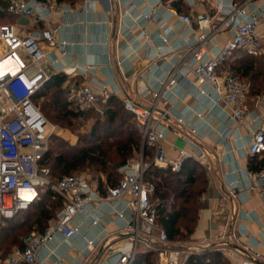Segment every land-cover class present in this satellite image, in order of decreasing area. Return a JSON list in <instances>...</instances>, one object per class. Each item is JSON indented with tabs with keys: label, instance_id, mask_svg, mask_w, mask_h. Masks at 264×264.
Instances as JSON below:
<instances>
[{
	"label": "built area",
	"instance_id": "1",
	"mask_svg": "<svg viewBox=\"0 0 264 264\" xmlns=\"http://www.w3.org/2000/svg\"><path fill=\"white\" fill-rule=\"evenodd\" d=\"M206 1L214 4L211 12L180 13L175 7H168L185 28L196 34L187 47L193 62L190 64L183 58L172 66L161 79L160 87L153 90L150 107L131 97L123 98L124 107L134 115L142 130L143 146L153 148L154 154L152 161H147L142 151L139 158L121 166L119 182L103 193L94 181L82 174L65 175L58 182H53L51 169L43 160L56 126L41 111L34 97L54 74L63 73L66 78L62 88L67 101L81 110L98 109L97 104L105 102L108 97L105 86L95 87L76 79L77 75L87 77L91 66L80 67L77 63L65 61L70 54L71 43L59 37L57 28L49 25L26 32L13 22L0 23V222L13 218L38 201L45 189H51L64 200L63 207L46 229L26 235L23 246L15 247L5 258L0 257V264H38L39 250L54 238L56 232L65 239H71L80 232L82 222L75 223V217H89L91 225L100 223L101 215L94 209L90 210L89 204L120 202L121 206L113 207L111 212L125 217L123 229L127 242L114 246L108 236L98 242L90 239L87 245L90 252L103 242L107 257H114L109 264H133L140 246H143L145 250L158 252L156 264L187 263L198 247L171 245L166 230L157 223V208L151 198L154 185L146 181L145 173L153 163L179 171L183 161L191 156L207 164L208 152L190 141L193 153L181 149L178 158L167 157L163 141L170 125L157 110V100L164 91L176 86L183 76L189 84L200 82L210 86L216 94V102L228 110V116L243 123L249 112L246 86L236 73L221 67L238 50L253 56L264 53L263 36L257 32L258 25L264 22V8L260 12H249L247 7L253 0ZM199 4L196 0L191 2L192 8ZM158 6H162L161 0L144 11L142 18L151 20ZM5 10L14 16L37 20L73 11L68 3L57 0H9ZM220 15H225V18L221 20ZM65 24L70 22L66 20ZM223 26L230 28L231 37L224 47L212 52L209 44L223 32ZM134 27H141L140 22H134L131 32ZM142 36L149 38L146 32ZM164 39L167 38L164 36ZM201 91L206 92L205 89ZM100 111L103 113L104 109ZM178 121L183 122V118ZM229 133L230 130L224 136ZM247 152L249 156L264 152L263 119L256 123L251 133ZM248 174L254 179L264 202V168L256 172L249 170ZM29 192L34 193L29 196ZM237 239L236 231L223 234L220 248L227 249V254L238 264H264V251H259L250 239L243 245H239Z\"/></svg>",
	"mask_w": 264,
	"mask_h": 264
},
{
	"label": "crops",
	"instance_id": "2",
	"mask_svg": "<svg viewBox=\"0 0 264 264\" xmlns=\"http://www.w3.org/2000/svg\"><path fill=\"white\" fill-rule=\"evenodd\" d=\"M161 1L162 6L156 8L154 17L148 21L142 18V14L159 0H77L75 3L65 2L73 9L71 13L55 14L44 20L13 15L12 22L26 32L49 25L57 28L59 37L71 43L70 54L65 61L77 63L80 67L91 66L87 77L76 76L78 81H87L95 87L105 86L108 96L121 101L131 97L150 107L153 90L160 87L161 79L172 66L183 58L190 64L193 62L187 47L196 34L185 28L168 7H175L180 13H200L211 12L214 5L206 0H196L200 4L192 8L193 0ZM263 8L264 0H253L247 10L260 12ZM224 18L225 15H220L221 20ZM66 20L70 22L69 25L65 24ZM135 21H139L141 27H134L131 32ZM143 32L149 35L148 39L142 36ZM257 32L263 36L264 47V22L258 25ZM231 34L230 28L223 26V32L209 44L211 51L216 52L224 47ZM260 56L264 59V53L253 56L238 50L221 68L235 72L245 67L246 59ZM241 80L246 86L249 109L243 123L228 116V110L216 102V94L210 86L200 82L189 84L183 76L176 86L164 91L156 103L165 123L170 125L163 141L169 159L178 158L181 149L193 153L190 141L208 152L207 164L190 157L203 166L209 185L199 198L202 207L197 228L191 241L184 245L197 246L195 252L217 247L233 264H238L237 260L227 254V249L220 248L222 235L229 231L237 232L239 245L250 239L259 251H264V202L254 179L248 174L250 156L247 152L256 123L264 120V90L256 93L252 89L251 78L242 77ZM254 82L256 86L264 85V76L263 81L257 78ZM201 89L206 92L203 93ZM179 118H183V122H179ZM228 130L230 133L225 137ZM119 206L121 202L96 206L89 204L90 210L94 209L101 215L100 223L91 225L89 217H75V223L82 222L80 232L71 239H65L56 232L54 238L39 250L38 264L112 262L114 257H107L103 242L98 243L91 252L87 245L90 239L98 242L104 236H108L114 246L127 242L123 229L125 217L111 212L113 207ZM171 245L183 244L171 241ZM143 251L146 250L140 246L138 252Z\"/></svg>",
	"mask_w": 264,
	"mask_h": 264
},
{
	"label": "trees",
	"instance_id": "3",
	"mask_svg": "<svg viewBox=\"0 0 264 264\" xmlns=\"http://www.w3.org/2000/svg\"><path fill=\"white\" fill-rule=\"evenodd\" d=\"M57 1L75 3L77 0ZM8 3L9 0H0V23L13 21V15L5 10ZM244 65V68L235 71L236 74L241 79L251 78L253 91L262 92L264 85L256 86L254 81L257 78H262L263 81V57L248 58ZM65 78L63 73L54 74L38 91L34 100L37 103L41 97H47L48 102L43 105V110L48 117L61 122L62 125L71 126L73 118L81 117L91 109L81 110L67 101L62 88ZM43 110L41 109L42 112ZM54 135L50 138L49 149L43 160V163L51 169L53 182H58L63 176L74 171L88 170L96 179L94 182L102 193L119 182L118 170L121 166L139 157L142 151L147 161H152L154 154L153 148L148 145L143 146L142 130L136 124L134 115L124 107L120 99L114 96H108L104 102L103 118H97L92 128L80 136L77 145H68L55 151V147L51 145ZM262 168H264V152L250 156L249 170L256 172ZM145 179L154 185L151 198L157 208V223L166 230L169 240L191 238L200 217L202 204L199 198L207 191L209 185L203 166L190 157L183 161L179 171L172 170L170 166L161 167L153 163L147 169ZM40 196L38 201L29 206L35 209L31 217L19 221L13 226L14 228L20 225H37L39 231H43L64 205L63 198L51 189H45ZM22 211L5 221L9 224L15 223ZM3 228L7 229V226H2L1 229ZM0 257L7 256L0 254ZM156 262V251L146 250L138 252L133 264H156ZM186 264H233V262L219 248L209 247L193 252Z\"/></svg>",
	"mask_w": 264,
	"mask_h": 264
},
{
	"label": "rangeland",
	"instance_id": "4",
	"mask_svg": "<svg viewBox=\"0 0 264 264\" xmlns=\"http://www.w3.org/2000/svg\"><path fill=\"white\" fill-rule=\"evenodd\" d=\"M45 102H48L47 97H41L37 104L41 107L43 110V105ZM97 107L92 108L89 112H86L83 116L73 118V124L71 126L62 125L61 122L54 121L51 118L46 116L50 119V121L56 126V132L55 135L52 138L51 145L55 147V151L60 150L61 148H64L68 145H77L79 138L82 134H85L88 132L97 118H103V113L100 111L101 109H104V103L100 102L97 104ZM138 156V155H136ZM135 156V157H136ZM139 158V157H137ZM135 158V159H137ZM119 172V171H118ZM71 174H82L85 175L90 180L94 181L96 180L93 178V175L88 170H79L74 171ZM120 176V172H119ZM33 207H29L27 209H24L19 215L15 223L9 224L6 221L0 222V254H4L5 256H8L12 250L15 247H20L23 244L24 237L31 233L32 231H39L37 225H20L18 227H13L15 224H18L21 220H27L31 217V215L34 212ZM2 226H7V229H1ZM16 240V241H15ZM191 241L190 237H181L178 240H175V244H188ZM158 255V254H157ZM157 263V262H156Z\"/></svg>",
	"mask_w": 264,
	"mask_h": 264
},
{
	"label": "water",
	"instance_id": "5",
	"mask_svg": "<svg viewBox=\"0 0 264 264\" xmlns=\"http://www.w3.org/2000/svg\"><path fill=\"white\" fill-rule=\"evenodd\" d=\"M234 247H236V248H238V249L242 250V248H241V247H239V246H237V245H234Z\"/></svg>",
	"mask_w": 264,
	"mask_h": 264
},
{
	"label": "bare ground",
	"instance_id": "6",
	"mask_svg": "<svg viewBox=\"0 0 264 264\" xmlns=\"http://www.w3.org/2000/svg\"><path fill=\"white\" fill-rule=\"evenodd\" d=\"M30 193L33 194L34 192H29V194H30ZM31 194H30L29 196H31Z\"/></svg>",
	"mask_w": 264,
	"mask_h": 264
}]
</instances>
